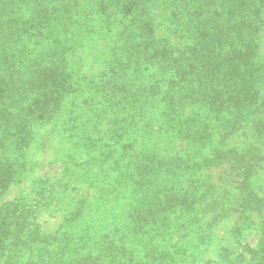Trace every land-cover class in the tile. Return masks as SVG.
<instances>
[{"label":"rangeland","instance_id":"374dc122","mask_svg":"<svg viewBox=\"0 0 264 264\" xmlns=\"http://www.w3.org/2000/svg\"><path fill=\"white\" fill-rule=\"evenodd\" d=\"M96 1L0 0L11 26L0 58V215L17 226L19 206L28 222L1 264H91L103 248L93 239L115 228L116 245L133 255L126 264H264V205L244 210L234 202L236 185L231 194L220 181L209 190V183L190 182L189 170L177 184L131 180L160 159L192 161L252 145L263 161L250 187L264 197V132L254 130L262 111L251 107L236 127H222L220 111L189 97L187 81L168 67L167 55L178 57V48L154 50L183 40L169 36L165 0L150 4L153 35L140 28L144 14L122 5L108 17ZM254 42L262 66L264 25ZM156 90L170 93L174 105L155 101ZM201 124L213 144L182 134ZM203 167L214 180L226 168ZM211 195L217 202L209 209Z\"/></svg>","mask_w":264,"mask_h":264},{"label":"trees","instance_id":"16d2710c","mask_svg":"<svg viewBox=\"0 0 264 264\" xmlns=\"http://www.w3.org/2000/svg\"><path fill=\"white\" fill-rule=\"evenodd\" d=\"M155 1L97 0L96 6L100 7V12L108 17H111L116 11H120L122 5L127 12L135 9L138 17L144 14L140 19L142 31L153 35L150 4ZM165 3L171 10L172 26L168 29L169 36L178 35L183 40L178 47L176 44L170 45L168 42L162 49L156 46L154 50L159 55L170 46L172 49L178 48L180 51L178 57H173L172 53L167 55L168 67L172 71H176L172 76L176 75L178 81H187V91L191 99L200 104H208L223 114L222 127L226 124L236 127L237 122L240 121V114L251 107L262 111L263 116L259 119L255 118L254 130L263 133L264 65L256 66L254 61L257 54L254 34L264 25V0H165ZM46 10L50 11L51 8L48 7L42 11ZM41 14L44 23L47 20L44 13ZM9 28L11 26L0 15V58L5 55L7 45L3 44L5 42L3 36L6 35ZM31 28L35 29V25L26 28L25 34L28 36ZM45 28L46 26L42 25L37 30L43 32ZM3 80L0 76V92L3 91ZM221 83L223 86L220 88ZM167 94L165 96L156 90L153 99L158 102L167 100L173 106L174 99L170 93ZM208 129V125L204 127L201 124L197 128L186 129L182 134L190 142L208 146L213 144ZM257 152L259 151L255 146L248 145L240 149L234 147L217 149L209 157L205 158L201 154L200 159L192 161L179 158L160 159L156 165H145L138 168L136 178L131 180H134L136 184L146 182L153 186L177 184L189 170V181L194 183L200 181L201 184L209 183V190H215L212 183L215 185L220 181L225 184V192L231 194L230 188H235L233 186L236 185L240 191L234 193L236 196L234 202L247 210L250 205L252 208L256 205H264L262 203L264 197L259 198L250 187L255 168L258 162L260 164L263 161V156ZM154 162L152 161V163ZM194 166L197 168L195 172H192ZM203 166L209 167L208 170L212 167L225 166L226 168L214 180L211 172L206 174L201 172L205 169ZM126 176L125 179L131 178L133 175ZM210 198L209 209H212L217 199H214L213 195ZM182 203L184 207L190 209L189 203L193 204L194 202L186 198ZM15 210L23 212L22 217L16 218L17 226L12 222L7 223L6 219L1 217L2 214L0 215V264L5 249L22 238L28 224L24 217L26 211L19 206ZM261 234L264 237V225ZM118 235V229L115 228L112 232L103 233L93 239V246L103 245V248L97 256L92 258L91 264H99L100 261L102 262L100 264H105L106 260L115 264L132 262L133 255H127L122 247L116 245L119 239ZM81 237H87V235H81ZM84 244H89V242H84ZM99 258L102 260L97 263ZM9 259L7 257L6 261Z\"/></svg>","mask_w":264,"mask_h":264}]
</instances>
